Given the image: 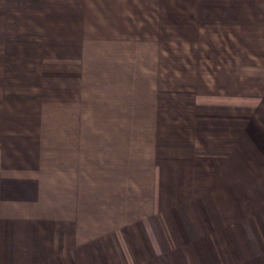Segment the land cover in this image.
Here are the masks:
<instances>
[{"label": "crops", "instance_id": "1", "mask_svg": "<svg viewBox=\"0 0 264 264\" xmlns=\"http://www.w3.org/2000/svg\"><path fill=\"white\" fill-rule=\"evenodd\" d=\"M0 264H264V0H0Z\"/></svg>", "mask_w": 264, "mask_h": 264}]
</instances>
